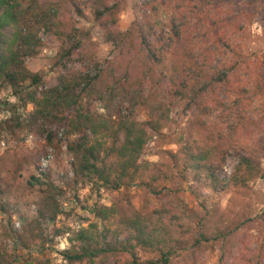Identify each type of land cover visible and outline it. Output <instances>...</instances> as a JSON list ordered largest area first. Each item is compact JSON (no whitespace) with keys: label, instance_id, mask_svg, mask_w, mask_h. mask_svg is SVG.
Listing matches in <instances>:
<instances>
[{"label":"trees","instance_id":"16d2710c","mask_svg":"<svg viewBox=\"0 0 264 264\" xmlns=\"http://www.w3.org/2000/svg\"><path fill=\"white\" fill-rule=\"evenodd\" d=\"M258 1L142 0V19L123 31L120 0H0V94L9 87L23 107L33 105L28 126L40 125L49 142L55 138L53 125L69 137L82 135L69 145L76 175L97 178L106 189L119 190L127 178L144 176L149 192L169 198L165 187L187 171L213 193L246 189L264 178V141L258 136L264 113L256 104L264 98V68L244 52L248 24L256 14L246 11V4ZM84 11L92 13L106 40L117 47L113 60L96 58L70 27L71 19ZM158 14L165 20H157ZM42 34L59 41L56 64L65 71L55 85L40 90L43 74L31 72L27 61L44 47ZM70 60L81 68L69 70L65 62ZM98 103L105 114L95 109ZM183 105L192 110L193 123L181 151L172 154L170 164L142 160L150 140L163 134ZM10 109L13 117L5 124L22 127L17 105ZM140 109L146 110L147 120L138 119ZM215 113L224 124L219 137L208 133L205 142L192 144L194 132H208L207 119ZM111 156L115 161L109 164ZM229 156L238 162L227 179L223 171ZM32 180L34 186L45 183L36 175ZM45 184L58 191L52 182ZM54 204L38 210L41 231L34 235L47 243L52 234H69L70 246L61 251L59 264H198L206 244L239 229L193 231L196 210L172 198L154 209L142 207L116 228L95 222L72 233L54 227L49 234L41 222H56L61 211ZM113 212L102 207L96 215L107 221ZM8 260L0 248V264ZM249 262L264 264V242Z\"/></svg>","mask_w":264,"mask_h":264},{"label":"rangeland","instance_id":"374dc122","mask_svg":"<svg viewBox=\"0 0 264 264\" xmlns=\"http://www.w3.org/2000/svg\"><path fill=\"white\" fill-rule=\"evenodd\" d=\"M122 11L119 27L129 29L133 23L143 17L142 0H120ZM246 11H256L251 17L245 34L244 52L259 66L264 68V0H259L251 7L246 4ZM157 20H165L162 14L155 16ZM78 39L90 48L101 61L113 60L118 55L117 47L105 38L101 24L96 21L90 11L82 16L71 19ZM44 47L40 53L27 61V67L33 73L43 74L40 90L55 85L59 76L64 73V66L56 64L59 41L52 35L42 34ZM69 70L80 69L81 64L75 61L65 62ZM67 71V70H66ZM28 89H36L27 84ZM264 98L256 102L260 114L264 113ZM13 93L6 87L0 94V248L9 257L10 264H51L63 262L61 251L69 248V234L48 238L49 242L41 241L34 235L37 229L38 210L45 203H58L61 214L56 222H41L47 233L53 228H61L73 232L91 223H99L100 228H116L122 218L131 217L137 210L146 206L151 209L160 207L169 199H181L190 209L196 210L193 231L204 227L222 229L228 233L235 225L239 229L230 236L221 237L217 242H210L206 252L201 254L198 264H253L251 260L264 242V178L250 183L246 189L230 188L227 191L213 193L211 190L196 183L190 171L177 174L167 184L164 192L168 197L160 198L147 189L148 179L144 176L127 178L119 190L106 189L97 179H87L76 175L75 158L69 145L82 135L68 136L66 130L59 125L49 126L55 138L49 142L42 135L41 126H28L29 114L34 111L33 105L22 106ZM17 105L16 115L21 118L22 127L6 121L13 117L10 109ZM256 107V106H255ZM15 108V107H14ZM96 110L105 114L101 103ZM215 113L208 117V132L199 135L194 132L190 142L200 144L206 141L205 135L211 133L219 137L224 128L223 122ZM16 116V117H17ZM138 119H148L146 110L138 111ZM26 123L27 125H25ZM193 123V112L187 105L180 106L172 114L171 124L163 130V134L154 136L142 157L144 161L170 164L172 154L181 151L186 142L189 128ZM10 127V128H9ZM210 135H208L209 137ZM258 136L264 141V128ZM4 143V144H3ZM112 141L108 140L107 148ZM51 159H48L49 155ZM106 154V153H105ZM113 156L107 159L113 163ZM180 161H182L180 159ZM238 160L228 157L223 177L229 178ZM264 168V156L262 158ZM41 177L42 181L52 182L58 189L50 190L44 184L32 185V177ZM46 175H50L47 178ZM51 197H54L53 199ZM172 197V198H171ZM113 208L114 214L107 221H101L97 209ZM210 213V214H208ZM149 256H144L147 259Z\"/></svg>","mask_w":264,"mask_h":264},{"label":"built area","instance_id":"2783aa9c","mask_svg":"<svg viewBox=\"0 0 264 264\" xmlns=\"http://www.w3.org/2000/svg\"><path fill=\"white\" fill-rule=\"evenodd\" d=\"M4 144V143H3ZM52 158V155L50 154L49 156H48V159H51Z\"/></svg>","mask_w":264,"mask_h":264}]
</instances>
